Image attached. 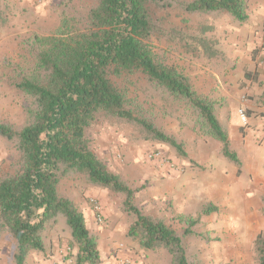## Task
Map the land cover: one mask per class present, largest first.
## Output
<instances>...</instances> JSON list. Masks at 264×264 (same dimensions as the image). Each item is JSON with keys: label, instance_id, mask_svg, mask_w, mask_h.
Returning a JSON list of instances; mask_svg holds the SVG:
<instances>
[{"label": "trees", "instance_id": "16d2710c", "mask_svg": "<svg viewBox=\"0 0 264 264\" xmlns=\"http://www.w3.org/2000/svg\"><path fill=\"white\" fill-rule=\"evenodd\" d=\"M170 6L188 14L226 13L238 24L246 22L250 13V0L75 3L70 11H60L55 32L33 37L39 51L30 73L8 77L9 85L27 99L24 110L28 119L19 131L0 122V136L14 140L18 153L17 162L0 177V229L15 241V264H25L30 253L44 251L43 232L59 216L65 219L72 244L76 245L75 264H100L97 240L83 213L73 200L58 194L59 182L70 171L83 173L93 186L124 196V210L135 216L128 236L142 249L165 248L170 254L169 264H196L188 257L181 235L162 219L143 214L133 203L135 190L108 169L90 144V130L100 119H122L136 122L152 138L184 155L181 142L130 108V85L141 81L142 91L147 84L160 97L189 110L196 134L219 142L221 156L235 164L239 172L241 159L232 148L228 128L217 116L221 97L198 92L188 75L153 51V37L174 43L184 39L183 30H167L158 16L161 9ZM188 38L191 42L186 41L184 46L192 45L191 50L206 58L219 53L212 46L215 39L202 32ZM257 102L264 106V91ZM260 200L264 205V194ZM197 208L200 214L217 209L203 202ZM253 252L255 264H264V230L255 236Z\"/></svg>", "mask_w": 264, "mask_h": 264}, {"label": "rangeland", "instance_id": "374dc122", "mask_svg": "<svg viewBox=\"0 0 264 264\" xmlns=\"http://www.w3.org/2000/svg\"><path fill=\"white\" fill-rule=\"evenodd\" d=\"M0 2L2 15L0 24V122L10 124L15 131H19L28 123L24 110V103L27 99L9 85L8 77H22L30 73L39 51L33 37H45L55 32L60 23V11H70L75 3L85 4L92 0H47L39 4H34L29 0H0ZM252 3L253 0H250V7ZM158 16L167 30L171 28L183 30L184 39L174 43L163 37L160 40L153 37L151 39L153 51L157 56L177 65L188 75L198 92L221 97L217 116L222 125L226 126V120L230 117L232 123H240L234 113L233 101L230 99L227 105L224 96L214 87L215 85L211 87V84L216 79L219 85L221 82L227 84L231 77L229 69L233 58L226 59V49L223 47L226 39L223 37L225 26L232 21L233 25L238 26L236 29L239 30L240 26L250 24L249 21L238 24L226 13L188 14L180 7L174 6L161 9ZM252 21L254 27L260 29L262 21ZM248 28L244 27L245 30ZM200 32L206 37L215 39L216 43L212 46L219 50L216 56L206 58L205 55L191 50L192 45L184 46L186 41L191 42L188 38L189 35ZM247 37L245 45L250 46L248 49L253 55H256L264 43V38L262 35L255 38V35L251 34H248ZM233 69L234 67L231 66V71ZM213 72L217 74V77L213 76ZM260 74L262 71L259 69L253 72V66L249 63L248 67L240 69L232 75L240 81L238 89H242V82L255 84V80L259 78H262L260 86H264V76H259ZM208 78L211 80H207ZM135 82L130 85L133 92V96L130 98V108L136 111L139 117L150 121L151 124L181 142L184 155L171 145L152 138L136 122L122 119L106 120L107 118L100 119L90 130L92 150L104 161L109 170L118 174L131 189L135 190L133 203L143 214L162 219L181 235L186 253L194 263L255 264L253 252L255 236H251V233L255 231L254 226L251 225L257 216L259 219L258 228L260 231L264 230V205L260 200V195L264 193L259 192L257 195L259 207L254 209L255 206L250 204L247 211L239 205L234 208L225 206L221 210L216 206L215 211L200 214L198 205L202 202L208 203L200 201L194 209L185 208L183 212H176L171 200L165 198L164 194L162 195L165 187L161 185V179L157 178V174L163 168L177 170L178 167L181 168V171L184 170L183 164H181L182 160L200 169L210 170L200 165L195 159L192 160L198 154H208L209 148L216 147L215 150L220 158L226 159L221 156L219 142L196 134L193 129V119L188 113L189 110L170 99L160 97V94L147 84H143L142 91L141 81ZM240 98L245 100L248 98L252 102L258 103L257 98L255 99L246 92L242 93ZM240 108L242 107L240 106ZM245 110L254 112L248 108ZM255 115L250 114L247 117L250 120L247 119V126L241 125L238 128L245 137L252 136L251 122ZM14 143V140L0 136V177L8 171L12 163L18 160ZM202 144L206 146H200ZM156 150L164 154L163 161L148 157L151 151ZM211 156H214L215 160L219 157L213 152ZM238 156L240 157L239 154ZM236 169L237 171L232 173L234 178L238 177L241 172L240 170L238 172L237 166ZM238 183L239 181L234 179V185ZM57 190L60 196L73 200L79 211L83 213L88 228L92 225L90 223V208L96 222H98L97 214H100L102 222L98 223L108 225L107 227L103 225V228H108L111 225L105 236L90 228L97 240L100 264L105 263L107 249L110 246H117L118 249H121L120 254L131 257L134 264L170 263V254L165 248L144 250L135 239L128 236L129 226L135 216L124 210L122 194L91 185L87 182L85 175L77 171H70L63 177ZM245 215L249 217H244ZM242 218L247 219L249 224L244 225ZM249 228L251 233L248 231ZM186 229L189 231L185 232ZM43 243L44 251L30 253L25 264H75L77 248L75 244H72L70 231L62 216L47 224L43 232ZM14 251L15 241L12 235L6 230L0 229V264H15Z\"/></svg>", "mask_w": 264, "mask_h": 264}, {"label": "crops", "instance_id": "0c3cea01", "mask_svg": "<svg viewBox=\"0 0 264 264\" xmlns=\"http://www.w3.org/2000/svg\"><path fill=\"white\" fill-rule=\"evenodd\" d=\"M252 20L262 21L260 29L256 28V26L254 27ZM248 21L250 24L240 26L239 30L236 29L238 26L233 25L232 21L225 26L223 37H226V39L224 40L225 44L223 43V47L226 49V59L229 58L231 60L233 58V63L229 69L231 77H229L227 84L221 82L219 85L217 84V79L211 84V87L215 85L214 87L224 96L227 105L230 99L233 101L235 116L239 118L240 123H232L230 117L226 120V126L229 130L231 144L236 153L240 155L241 172L238 177L235 176L234 178L232 173L233 171H237L236 165L220 158L215 150L216 147L209 148L208 154H198L192 158V160L195 159L200 165L210 170H203L197 166L189 165L185 160L181 161L184 167L182 171L163 168L157 174V178L161 179V185L165 187L162 195L164 194L165 198L171 200L170 202H172V206L176 212H183L185 208L194 209L200 201L212 203L219 210L225 206L234 208L236 205L244 208L245 211L249 209L250 204L255 206L254 209L259 207L257 195L259 192L264 193V106H259L258 103H254L248 98L246 100L240 98V95L246 92L256 99L264 91V86H260L262 78L257 80L254 78L255 84L252 82H242V89H238L240 81L236 77H233L232 74L248 67V64L251 63L253 72L260 69L262 74L259 76H264V43H262L263 45L256 55H253L248 49L250 46L245 45L248 34L255 35V38L262 35L264 38V0H253ZM244 27L249 28L245 30ZM231 66L234 67L232 71ZM216 75L213 72V76L217 77ZM207 80L210 81L211 79L208 78ZM240 106L254 111L249 112L250 114H256L253 122H251L253 129H251L252 136L249 138L245 137L244 133H241L238 129L239 126L243 125L237 114ZM248 120L247 124L243 126L248 125ZM200 146L205 147L206 145L202 144ZM212 152L219 156L216 160L214 156H211ZM234 179H237L239 183L234 185ZM261 206L263 207L262 204ZM89 213L92 218H90L92 225H90L89 229L93 228L105 236L111 225L108 228H103V225L105 227L108 225L96 222L91 208L89 209ZM244 217L248 218L249 216L245 215ZM253 221L254 223L251 226H254L255 232L251 233V229H248L252 237L256 236L260 231L258 228V217L255 216V220L253 219ZM242 222L244 225L249 224L245 218H242ZM250 240H253V238H250ZM119 253H121V249H118L117 246L108 247L104 264H115L114 257Z\"/></svg>", "mask_w": 264, "mask_h": 264}, {"label": "built area", "instance_id": "2783aa9c", "mask_svg": "<svg viewBox=\"0 0 264 264\" xmlns=\"http://www.w3.org/2000/svg\"><path fill=\"white\" fill-rule=\"evenodd\" d=\"M44 0H30V2L32 3H42ZM238 114L240 117V120L242 122L243 125L247 124V114H246V110L245 108H239L238 109ZM148 157L150 159L153 160H159V161H163L164 160V154H162L159 150L156 151H151L148 155ZM181 170V168L177 167V170ZM97 221L98 222H102V217L100 214H97ZM115 264H134V261L132 260L131 257H129L128 255H123V254H116L115 255Z\"/></svg>", "mask_w": 264, "mask_h": 264}]
</instances>
